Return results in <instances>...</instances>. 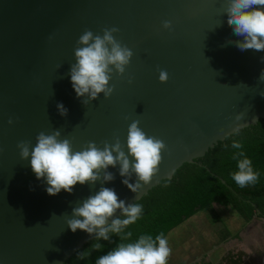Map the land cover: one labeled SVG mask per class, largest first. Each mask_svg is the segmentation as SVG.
Wrapping results in <instances>:
<instances>
[{
	"label": "water",
	"instance_id": "water-1",
	"mask_svg": "<svg viewBox=\"0 0 264 264\" xmlns=\"http://www.w3.org/2000/svg\"><path fill=\"white\" fill-rule=\"evenodd\" d=\"M223 3L0 0V264H65L93 240L66 224L83 199L103 186L126 204L137 202L225 140L237 113H244L240 131L264 118V81L258 79L264 52L228 43L242 38L228 25ZM165 20L171 29L162 26ZM113 26L119 29L114 37L133 56L124 74L113 72L112 94L101 93L84 105L69 76L76 41L85 29L102 35L103 28ZM160 69L167 71V82L158 80ZM58 102L67 115L59 114ZM133 120L167 145L159 173L140 193L121 182L117 165L107 169L115 179L103 185L77 183L72 193L49 195L30 157L22 160L16 147L21 140L32 147L39 132L59 129L60 139H70L74 151L89 141L102 148L119 136L127 153ZM135 180L133 174L129 182Z\"/></svg>",
	"mask_w": 264,
	"mask_h": 264
},
{
	"label": "clouds",
	"instance_id": "clouds-1",
	"mask_svg": "<svg viewBox=\"0 0 264 264\" xmlns=\"http://www.w3.org/2000/svg\"><path fill=\"white\" fill-rule=\"evenodd\" d=\"M223 14H227V23L233 34L242 38L228 43L234 44L241 51L264 52V0H224ZM162 26L171 29V21H163ZM101 31L102 35L94 34L90 29L84 30L74 48L75 62L70 65L72 87L76 96L82 98L81 103L84 105L98 99L101 93L108 98L114 90V86L109 84L113 72L116 75L124 74L133 56V51L114 37L113 33L119 31L117 27L103 28ZM260 59L264 62V56ZM258 79L264 81V69ZM158 80L167 82L166 70H159ZM84 97L87 99H83ZM56 107L61 116L67 115L68 110L62 103L58 102ZM243 116L242 112L235 115L237 123H234L231 132L224 134V138L239 134L243 125L238 122ZM12 122L10 118L8 123ZM139 123V120H133L128 125L127 153L119 136H114L112 143L104 141L102 148L94 141H89L81 150L74 151L70 139H60L59 129L48 134L39 132L32 147L28 140L18 141L16 147L22 160L30 157V167L37 179L43 178L46 181V192L49 195H56L61 190L72 193L77 183L85 185L100 181L103 185L115 179L114 174L107 169L117 165L119 175L124 177L121 182L133 193H140L159 173L162 153L167 151V145L162 139L147 135L138 126ZM231 147L237 150L232 156L237 169L231 173L232 180L240 188L255 185L260 174L243 151L242 143L233 139ZM133 174L136 180L130 183L129 179ZM117 210L119 216H116ZM142 214V204H126L113 188L101 186L94 195H89L79 206L72 208L71 217L66 220V224L72 232L80 229L93 236L97 242L91 246L92 250L103 248L100 240L109 241L113 234L119 237V243L99 256L95 264H167L171 248L163 232L154 237L151 234H140L135 240L131 239L133 233L127 229ZM89 255L88 251L78 253L80 259Z\"/></svg>",
	"mask_w": 264,
	"mask_h": 264
},
{
	"label": "trees",
	"instance_id": "trees-1",
	"mask_svg": "<svg viewBox=\"0 0 264 264\" xmlns=\"http://www.w3.org/2000/svg\"><path fill=\"white\" fill-rule=\"evenodd\" d=\"M233 139L242 143L243 151L260 174L255 185L240 188L231 178V173L237 170L236 161L232 159L237 151L231 147ZM135 203L143 205V214L127 229L133 233L132 240L140 234L154 237L160 232L168 238L188 219L213 205L230 207L246 224L257 214L264 216V118L238 135L218 142L204 157L196 159L193 164H185L172 179L163 180ZM96 242L93 239L65 264H95L99 256L119 243V237L113 234L109 241L100 240L103 248L92 250L91 246ZM80 251H88L90 255L80 259Z\"/></svg>",
	"mask_w": 264,
	"mask_h": 264
},
{
	"label": "rangeland",
	"instance_id": "rangeland-1",
	"mask_svg": "<svg viewBox=\"0 0 264 264\" xmlns=\"http://www.w3.org/2000/svg\"><path fill=\"white\" fill-rule=\"evenodd\" d=\"M212 208V210L207 208L198 212L168 235L171 254L167 261L170 264L178 262L191 264L193 259L200 262L204 256L208 255L207 253L214 256L217 253L221 254L220 248L224 250L225 256L228 254L232 259L243 260L245 263H256L257 256L264 258V218H257L253 223L246 224L233 210L230 211V207L214 205ZM228 216L232 217L229 222ZM226 222H228L226 227L231 237L223 243L221 241L225 233L212 234L225 232L223 228ZM256 222L259 224L257 226L261 227L259 230L261 234L256 241L248 240L247 236H251L253 232L250 229L255 227ZM187 251H190L188 256Z\"/></svg>",
	"mask_w": 264,
	"mask_h": 264
},
{
	"label": "crops",
	"instance_id": "crops-1",
	"mask_svg": "<svg viewBox=\"0 0 264 264\" xmlns=\"http://www.w3.org/2000/svg\"><path fill=\"white\" fill-rule=\"evenodd\" d=\"M219 206V205H218ZM221 206V205H220ZM212 207H214V205L212 206ZM210 208V210H212L213 208ZM223 207H225V206H223ZM232 209H230V211H231ZM232 214V216H234L235 217V215H233V213H231ZM236 214V213H235ZM237 215V214H236ZM238 216V215H237ZM239 217V216H238ZM228 222H229V220H231L232 219V217H229L228 216ZM240 218V217H239ZM257 218H264V216L263 215H261V214H257L254 218H253V220H251V222L250 223H253L254 222V220H256ZM228 222H226L225 224H224V228H223V230H225V232H218V233H216V234H212V235H220V234H226L225 236H224V238L222 239V241L221 242H225V241H227L230 237H231V233H230V231L228 230V228L226 227L227 226V223ZM250 223H248V224H250ZM257 225H259V224H257V222H256V225H255V227L253 228V229H250V230H253V232H251V236H247V239L248 240H253V241H256L257 239H258V237L260 236V232H259V230L261 229V227H259V226H257ZM264 234V233H263ZM211 235V236H212ZM234 240H235V237H234ZM219 248H220V246H219ZM221 249V254H216L215 256L213 255V254H209V253H207L208 255L207 256H204V259H202L200 262L199 261H197V260H195V259H193L192 260V263L191 264H199V263H203V264H205V262H206V264H242V263H244V264H264V258H262V257H260V256H257V259H256V263H251V262H248V263H245L243 260V262L241 261V260H239V259H232L228 254H227V256H225V254H224V250L222 249V248H220ZM193 253V252H192ZM187 256L188 255H190V251H187V254H186ZM167 264H170L168 261H167ZM175 264H184L183 262H178V263H175Z\"/></svg>",
	"mask_w": 264,
	"mask_h": 264
}]
</instances>
